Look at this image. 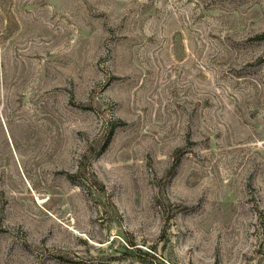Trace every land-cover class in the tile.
Returning a JSON list of instances; mask_svg holds the SVG:
<instances>
[{"label":"rangeland","instance_id":"1","mask_svg":"<svg viewBox=\"0 0 264 264\" xmlns=\"http://www.w3.org/2000/svg\"><path fill=\"white\" fill-rule=\"evenodd\" d=\"M0 264H264V0H0Z\"/></svg>","mask_w":264,"mask_h":264},{"label":"trees","instance_id":"2","mask_svg":"<svg viewBox=\"0 0 264 264\" xmlns=\"http://www.w3.org/2000/svg\"><path fill=\"white\" fill-rule=\"evenodd\" d=\"M111 133V132H110Z\"/></svg>","mask_w":264,"mask_h":264}]
</instances>
